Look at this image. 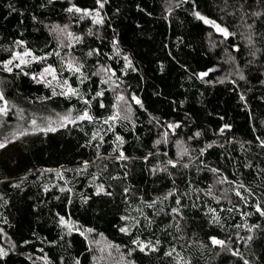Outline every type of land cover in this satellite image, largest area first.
Wrapping results in <instances>:
<instances>
[{"label": "trees", "instance_id": "obj_1", "mask_svg": "<svg viewBox=\"0 0 264 264\" xmlns=\"http://www.w3.org/2000/svg\"><path fill=\"white\" fill-rule=\"evenodd\" d=\"M168 1L0 0L2 63L17 48L61 70L50 26L84 34L92 23L81 15L99 10L103 21L74 49L83 81L64 69L75 95L37 79L41 60L0 66V141H11L0 149V264H94L88 236L61 218L130 264H264V130L249 107L264 114V0H182L167 11ZM197 12L231 35L213 34ZM100 64L140 101L132 116L111 122L117 100ZM69 111L74 122L47 140L53 113Z\"/></svg>", "mask_w": 264, "mask_h": 264}, {"label": "rangeland", "instance_id": "obj_2", "mask_svg": "<svg viewBox=\"0 0 264 264\" xmlns=\"http://www.w3.org/2000/svg\"><path fill=\"white\" fill-rule=\"evenodd\" d=\"M181 1L182 0H169L166 3V10L170 11L173 6L179 4ZM197 13H199L200 16H203L208 20L215 21V23L220 25L221 27L226 28L220 23H218L216 20L206 16L205 14L201 12H197ZM81 16L83 18L84 17L89 18L90 22L92 23L91 27L84 34H81L73 30V27H71L70 24H67V25L55 24L53 26H50L49 28L51 30V33L54 35V38L57 42V47H58L57 52L54 54V60H56V62H59L58 65L61 67V70H58L57 67H55L50 62H48L49 57H44L43 59H36L37 57L29 50H23V49H17V48L13 51V56L10 60L3 62V63L0 60L1 62L0 66H2V68L6 70L8 68H11L12 70L14 67H17L16 66L17 64L23 65V64H29V63H33V62L41 60L42 63L45 64V66L37 78L39 81H43L46 85H48L51 89L55 90L57 93L62 94V93L69 92L70 89L75 90V88L68 81L67 79L68 77L66 78L63 76L64 69L70 70L72 72L71 75L76 74L80 82L83 81L84 77H83V71H82V63L77 58L74 49L78 43L84 41L85 35H92L97 32V28H98L97 24L99 23H96V21L101 20L100 10L91 12L89 13V15L84 14ZM207 25L210 26L213 34L215 35L217 34L218 36H224L222 33L216 31V28L212 24H207ZM228 32L230 33L229 30ZM25 52H29L31 55L24 56L23 54ZM47 56H50V54ZM21 57L24 60H27L28 63H21L20 62ZM9 61H12V63L9 64L8 63ZM46 68L54 69L55 71L54 73L45 72ZM75 68H79L80 71L79 72L74 71ZM230 74L226 76H231ZM98 75L100 76L102 83H105L108 87L113 89V91L115 92L117 104L115 107L114 115H117L118 113L119 118L127 117L130 115L132 116L134 97L133 95L131 96L121 86V83L117 80L115 73L112 71V69L106 64H100L98 66ZM0 92H2L1 88H0ZM121 97H123V99H120ZM4 100H6L5 97H4ZM3 106H4L3 101H0V107H3ZM249 107L252 109L254 121L256 123L257 128L260 131L264 130V114H261V110L257 107L256 103L250 102ZM65 116H68L69 120L71 121L74 119L71 111L53 113V115L50 118L51 121L49 123V126L46 128L47 140L51 141L59 137L56 133L57 129L62 124L69 122V120L64 119ZM48 129H55V131H51ZM164 136L168 139L167 135H164ZM98 138L100 141H102L101 136H99ZM116 142L119 144H123L124 139L120 135H117ZM190 152L191 150L189 149L187 143L185 142L178 143L177 154L179 157L183 155L189 157ZM64 221L66 223H63V224L68 229L80 230L81 232H84L88 236V239L90 243L93 245V248L96 253L94 264H130L125 258H123L122 261H119V256L116 255L117 251L115 250V248H113L110 244H108L104 239L93 236L89 232H85L84 230L79 228L75 223H73L70 220H64Z\"/></svg>", "mask_w": 264, "mask_h": 264}, {"label": "snow or ice", "instance_id": "obj_3", "mask_svg": "<svg viewBox=\"0 0 264 264\" xmlns=\"http://www.w3.org/2000/svg\"><path fill=\"white\" fill-rule=\"evenodd\" d=\"M100 7H103V4H101ZM68 11H73V9L70 8V9H68ZM75 11L80 12L81 9L76 8ZM84 14H85V15H89V13H87V12H85ZM196 15H197V17H198L199 19L203 20L204 23H206V24H212V25L216 28V31L222 33L226 38H227L229 35H231V34L228 32V30H227L226 28H223V27H221L220 25L216 24L215 21L208 20V19H206L205 17L200 16L199 13H196ZM96 23H103V21H102V20H97ZM23 55H24V56H29V55H31V54H30L29 52H25ZM36 59H43V58H36ZM20 62H21V63H28V61H27V60H24L22 57L20 58ZM8 63L10 64V63H12V61H9ZM16 66L19 67L20 65L17 64ZM7 70H8V71H11V68H8ZM54 71H55L54 69H50V68H46V69H45V72H53V73H54ZM74 71L79 72L80 69H79V68H75ZM200 75H201V77H203V76L207 75V73H201ZM33 78L35 79V77H33ZM242 78H243V77H242ZM62 94H64V95H68V94L75 95L76 92H75L74 89H70L69 92H67V93H62ZM98 95H102V93H98ZM120 99H123V97H121ZM133 99H135V97H134ZM241 99H243V97H241ZM0 101H3V105H4L3 107H0V115H7L8 111H9V109H8V102H7L6 100H4V96H3V93H2V92H0ZM135 102H136L137 104L140 103V101H139L138 99H135ZM86 103H87V102H86ZM118 118H119V115H118V113H117V115L112 116L110 119L113 120V121H115V120H117ZM64 119H65V120H69V117H68V116H65ZM79 119H88V120H91L92 117L89 116V115L85 112L82 116L79 117ZM69 122H74V121L69 120ZM32 123L35 124L36 121L33 120ZM106 123H107V121H106ZM177 126H178V125H177ZM169 127H176V126H172V125H170ZM224 127L226 128V127H228V126L226 125V126H224ZM48 130L55 131V129H48ZM220 131L223 132V131H224V128H221ZM25 134H26L25 132H19L18 134H13V136H15L16 138H18L19 136H23V135H25ZM197 135H199V133H197ZM10 142H11V141H10L7 137H5L2 141H0V149L5 148V147L7 146V144L10 143ZM120 158H121V159H124V158H125V157L123 156V153H121ZM169 163H172V161H169ZM101 190H102V189H101ZM237 194L239 195V193H237ZM178 203H179V202H178ZM173 211H176V210H173ZM257 211H260V212H261V215H264V210H261L259 207H257ZM61 223H62V224H63V223H66V222L63 220V218H61ZM122 231H126V229H122ZM212 242H213V244H217V245H223V244H224V241H222V240H217V239H215V238H213ZM141 250H143V247L141 248ZM0 254H2V253H0ZM168 254L170 255L171 253H168ZM245 264H247V262H245Z\"/></svg>", "mask_w": 264, "mask_h": 264}]
</instances>
